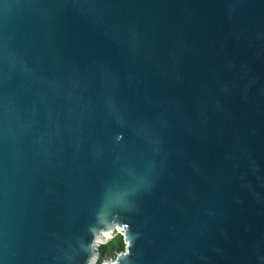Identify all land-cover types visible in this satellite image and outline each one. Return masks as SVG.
Here are the masks:
<instances>
[{
    "label": "water",
    "instance_id": "obj_1",
    "mask_svg": "<svg viewBox=\"0 0 264 264\" xmlns=\"http://www.w3.org/2000/svg\"><path fill=\"white\" fill-rule=\"evenodd\" d=\"M114 226L117 264H264V0H0V264Z\"/></svg>",
    "mask_w": 264,
    "mask_h": 264
},
{
    "label": "clouds",
    "instance_id": "obj_2",
    "mask_svg": "<svg viewBox=\"0 0 264 264\" xmlns=\"http://www.w3.org/2000/svg\"><path fill=\"white\" fill-rule=\"evenodd\" d=\"M125 229L122 227H112L107 231H101L98 233L94 243H93V249L99 246L101 243H107V241L113 239L114 236L119 235L122 238H124ZM127 244L128 241L125 238L124 239V249L123 251H118L114 254L112 258L106 259L103 261V264H117V258L120 256L127 254ZM98 259V254L94 253V255L89 260V264H96V260Z\"/></svg>",
    "mask_w": 264,
    "mask_h": 264
},
{
    "label": "trees",
    "instance_id": "obj_3",
    "mask_svg": "<svg viewBox=\"0 0 264 264\" xmlns=\"http://www.w3.org/2000/svg\"><path fill=\"white\" fill-rule=\"evenodd\" d=\"M103 247H104V255L113 257L116 252L123 251L124 238H122L119 235H116L113 237V239L107 241V243H104ZM101 260L102 258L98 256L96 264H100Z\"/></svg>",
    "mask_w": 264,
    "mask_h": 264
},
{
    "label": "rangeland",
    "instance_id": "obj_4",
    "mask_svg": "<svg viewBox=\"0 0 264 264\" xmlns=\"http://www.w3.org/2000/svg\"><path fill=\"white\" fill-rule=\"evenodd\" d=\"M104 256V247L101 246L100 248V253H99V257L102 258ZM97 262V261H96Z\"/></svg>",
    "mask_w": 264,
    "mask_h": 264
},
{
    "label": "built area",
    "instance_id": "obj_5",
    "mask_svg": "<svg viewBox=\"0 0 264 264\" xmlns=\"http://www.w3.org/2000/svg\"><path fill=\"white\" fill-rule=\"evenodd\" d=\"M104 243H101V244H99V245H103ZM97 261V260H96Z\"/></svg>",
    "mask_w": 264,
    "mask_h": 264
}]
</instances>
